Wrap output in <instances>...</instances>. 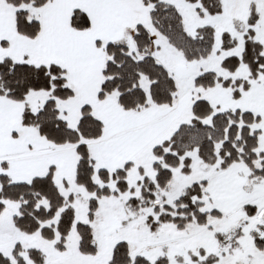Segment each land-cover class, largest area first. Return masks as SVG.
Segmentation results:
<instances>
[{"label": "snow or ice", "instance_id": "snow-or-ice-1", "mask_svg": "<svg viewBox=\"0 0 264 264\" xmlns=\"http://www.w3.org/2000/svg\"><path fill=\"white\" fill-rule=\"evenodd\" d=\"M0 264H264V0H0Z\"/></svg>", "mask_w": 264, "mask_h": 264}]
</instances>
